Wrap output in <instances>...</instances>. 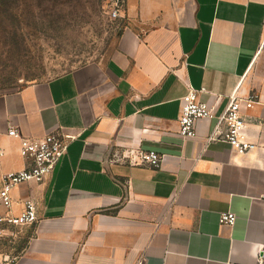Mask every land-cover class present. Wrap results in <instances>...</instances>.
Here are the masks:
<instances>
[{
	"label": "crops",
	"instance_id": "0c3cea01",
	"mask_svg": "<svg viewBox=\"0 0 264 264\" xmlns=\"http://www.w3.org/2000/svg\"><path fill=\"white\" fill-rule=\"evenodd\" d=\"M127 26L105 63L0 94V183L26 169L21 141L73 137L44 184L16 187L14 213L38 206L17 264H257L264 249V0H125ZM190 88L202 102L257 94L251 149L209 142L217 119L179 136ZM156 152L160 168L112 163ZM237 216L233 227L221 215ZM13 229L5 236L13 234Z\"/></svg>",
	"mask_w": 264,
	"mask_h": 264
},
{
	"label": "rangeland",
	"instance_id": "374dc122",
	"mask_svg": "<svg viewBox=\"0 0 264 264\" xmlns=\"http://www.w3.org/2000/svg\"><path fill=\"white\" fill-rule=\"evenodd\" d=\"M0 13V94L47 82L115 52L126 20L121 0H17ZM31 228L0 238V252L18 254Z\"/></svg>",
	"mask_w": 264,
	"mask_h": 264
},
{
	"label": "built area",
	"instance_id": "2783aa9c",
	"mask_svg": "<svg viewBox=\"0 0 264 264\" xmlns=\"http://www.w3.org/2000/svg\"><path fill=\"white\" fill-rule=\"evenodd\" d=\"M115 18L120 17L119 8L113 12ZM205 90L197 91L190 88L189 93L182 100V110L179 118V136L185 140L197 137V123L201 120L217 119V124L209 138V142L222 141L231 145L238 153H247L252 143L248 138V122L244 116L245 110L253 109L260 104L259 95L253 93L244 96L239 92L229 96L228 105L221 114H217V104L221 97H216V104L202 102L200 94ZM9 136L21 141V154L28 161L26 169L17 172H9L2 176L0 183V238L7 231L14 228L33 227L39 220L38 206L34 201L24 203L23 210L19 214L14 213L15 201L13 190L27 183L42 185L48 181L56 170V167L67 154L73 137L62 132L46 135L42 139L32 140L21 137L18 131L11 128ZM162 157L156 152L143 150L129 153H116L112 163H125L132 167L151 166L160 168ZM237 216L233 213L221 215L220 223L223 226L233 227ZM0 264H17L16 260L5 257ZM257 264H264V249L258 253Z\"/></svg>",
	"mask_w": 264,
	"mask_h": 264
},
{
	"label": "trees",
	"instance_id": "16d2710c",
	"mask_svg": "<svg viewBox=\"0 0 264 264\" xmlns=\"http://www.w3.org/2000/svg\"><path fill=\"white\" fill-rule=\"evenodd\" d=\"M17 0H0V13L2 12H4L3 11V7L5 6V7H9V8H11V9H13L11 6H10V3L11 2H16ZM121 1H125V0H121Z\"/></svg>",
	"mask_w": 264,
	"mask_h": 264
}]
</instances>
